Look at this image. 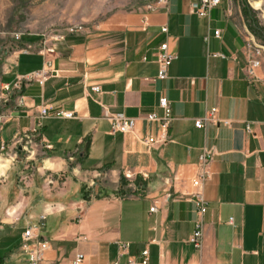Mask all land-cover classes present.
Returning a JSON list of instances; mask_svg holds the SVG:
<instances>
[{
    "label": "crops",
    "instance_id": "1",
    "mask_svg": "<svg viewBox=\"0 0 264 264\" xmlns=\"http://www.w3.org/2000/svg\"><path fill=\"white\" fill-rule=\"evenodd\" d=\"M193 1L168 0L155 11L111 7L86 31L7 59L0 141L13 155L0 164L10 183L0 264H28L23 233L40 223V239L50 245L43 264H70L79 252L83 264H128L146 247L151 264H264V83L245 72L241 10L221 3L202 18ZM164 42L176 58L169 76L159 79ZM25 75L35 78L17 87ZM162 97L172 109L169 141L149 147L143 139L161 127L142 117L163 115ZM44 105L52 114L41 119ZM211 107L233 124L196 127ZM106 111L136 118L135 130L113 132ZM204 148L217 154L205 182L208 211L198 249L188 241L199 216L186 193L194 190Z\"/></svg>",
    "mask_w": 264,
    "mask_h": 264
},
{
    "label": "built area",
    "instance_id": "2",
    "mask_svg": "<svg viewBox=\"0 0 264 264\" xmlns=\"http://www.w3.org/2000/svg\"><path fill=\"white\" fill-rule=\"evenodd\" d=\"M166 4L167 0H161ZM162 3H160L161 5ZM221 4V0H195L191 3L192 11L195 12L199 17L206 18L209 17L211 10L214 7H217ZM160 5H149L147 7L149 10L155 11L161 7ZM87 26L81 23L70 24L66 26L63 30H61L56 36L55 40L61 41L66 38L69 34H74L77 32L86 31ZM164 32H168V27H163ZM222 34L221 30H215V35L220 37ZM243 34L245 37V45L244 50L248 56L247 64L245 67V72L247 77L251 81H260L264 83V74H261V70L264 67V43L256 37V35L247 27V25H243ZM27 49L25 51H29ZM213 57H226L224 53L215 52L211 54ZM176 55L170 51L169 44L167 42L162 43L160 49L158 51V62H159V71L157 77L159 79H166L169 76L168 70ZM50 74V70H45L39 73L38 78L41 81ZM35 78V75H28L25 80L30 81ZM17 87L21 86V82H19ZM7 90H10V86H6ZM92 90L99 92L101 89L99 86H93ZM21 103H24V98L22 97L20 100ZM160 106L164 110L163 115H159L154 111H150L145 113L142 117L143 119L149 122H157L160 123L161 133L159 135H150L143 139V142L151 147L155 144H164L169 141L168 128L173 120L172 109L170 101L167 97H162L160 100ZM219 109L218 107H211L207 109L205 115L203 117L197 118L195 120V125L198 128H205L208 123L215 124H224L226 126H231L233 124V120L231 119H220L218 116ZM52 114L50 107L48 105H44L40 110V118H46ZM55 115L63 116L67 118H71L74 116V113L71 111H59L56 112ZM105 116L112 123V131L113 132H122V133H131L135 130L137 119L132 117H126L122 114H112L108 111L105 112ZM247 130L250 133H253V130L249 125H247ZM6 144L0 143V150H6ZM216 151L211 148H204L198 162V172L197 175L193 178V192L186 193L189 197L192 198L196 211L198 214V219L196 221V228L192 235L189 237V243H192L198 249H201L203 245L204 238V220L203 216L208 211V202L205 198V182L209 180L212 176V162L215 158ZM127 177H131V175H127ZM167 197H172L171 193H167ZM158 201L155 200L153 205L150 208L151 212H155L158 208ZM46 216H42L41 219L44 220ZM233 218H230V222H233ZM40 223L38 225L28 224L25 232L23 233V248L28 252V264H43L45 261V254L48 251L50 245L46 240L40 239L39 229L41 227ZM157 239H152L151 242H156ZM120 247L123 250V253L127 250L128 244L123 242L120 243ZM121 253V254H123ZM85 260V255L83 253H77L75 257L71 260L70 264H83ZM113 264H119V261L114 262ZM128 264H151L150 262V249L146 247L139 256H130L128 259Z\"/></svg>",
    "mask_w": 264,
    "mask_h": 264
},
{
    "label": "rangeland",
    "instance_id": "3",
    "mask_svg": "<svg viewBox=\"0 0 264 264\" xmlns=\"http://www.w3.org/2000/svg\"><path fill=\"white\" fill-rule=\"evenodd\" d=\"M167 3L168 0L166 4L161 0H0V104L4 100L1 73L7 59L15 52L44 48L47 42L56 44L59 41L53 37L70 24L97 25L104 20L111 7H165ZM221 3H224L225 7L240 9L247 27L249 28L246 19L248 17L261 35L256 37L264 43V0H221ZM27 76L19 77L18 83L22 84ZM2 118L0 116V120ZM3 143L7 147L4 151L0 150V164L5 162L3 160L8 158L9 153L13 155L9 144ZM9 186L6 170L0 175V219L7 211ZM9 233L13 242L16 239V231L11 229ZM11 241L6 240V245ZM4 246H1V250Z\"/></svg>",
    "mask_w": 264,
    "mask_h": 264
},
{
    "label": "trees",
    "instance_id": "4",
    "mask_svg": "<svg viewBox=\"0 0 264 264\" xmlns=\"http://www.w3.org/2000/svg\"><path fill=\"white\" fill-rule=\"evenodd\" d=\"M246 15V14H245ZM247 23L248 26L250 28V30L257 36V37H261V35L258 34V31L256 30V27L252 24V22L249 20V18L247 17Z\"/></svg>",
    "mask_w": 264,
    "mask_h": 264
},
{
    "label": "bare ground",
    "instance_id": "5",
    "mask_svg": "<svg viewBox=\"0 0 264 264\" xmlns=\"http://www.w3.org/2000/svg\"><path fill=\"white\" fill-rule=\"evenodd\" d=\"M4 168H5V165H2V166H1V169L3 170Z\"/></svg>",
    "mask_w": 264,
    "mask_h": 264
}]
</instances>
